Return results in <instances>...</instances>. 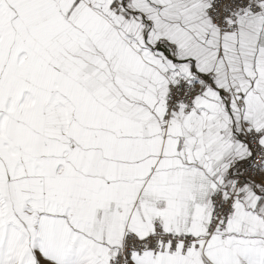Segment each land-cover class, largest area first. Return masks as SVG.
<instances>
[{"label":"snow or ice","instance_id":"obj_1","mask_svg":"<svg viewBox=\"0 0 264 264\" xmlns=\"http://www.w3.org/2000/svg\"><path fill=\"white\" fill-rule=\"evenodd\" d=\"M0 264H264V0H0Z\"/></svg>","mask_w":264,"mask_h":264}]
</instances>
